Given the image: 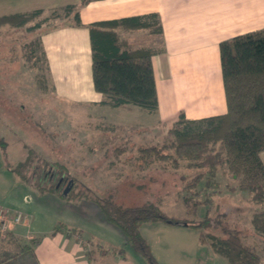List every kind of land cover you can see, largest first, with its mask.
Instances as JSON below:
<instances>
[{"label": "crops", "instance_id": "crops-1", "mask_svg": "<svg viewBox=\"0 0 264 264\" xmlns=\"http://www.w3.org/2000/svg\"><path fill=\"white\" fill-rule=\"evenodd\" d=\"M67 6H79L80 26L71 19H56L30 32L37 33L42 42L55 97L62 103L80 105L88 113L86 118L104 116L106 120L113 119L110 123L125 127L162 125L170 128L180 113L190 120L225 114L227 103L220 43L264 30V0H0V17L37 10H41L43 16L54 10L62 14ZM152 14L158 16L162 26L160 36L151 35L145 28L120 27L117 30L134 49L161 48L152 57L159 103L157 113L149 114L134 105L118 108L103 105V95L94 88L88 27L93 23ZM260 157L264 163V151ZM19 183L22 188L18 189L25 192L24 183ZM238 193L245 198L248 196L244 191ZM66 203L69 206H61L66 214L62 223L80 230V238L91 241L104 253L89 256L82 241L77 240L79 235L53 233L54 226L42 231L28 220L26 225L41 240L35 249L40 264H149L128 246L123 233L104 219L99 207L88 206L83 201L77 207L72 201ZM245 210L239 205L230 209L233 215H240V222L239 217H235L234 222L238 224L233 228L243 239L255 238L258 242L261 236L254 232L252 213L247 220L249 209ZM222 214L229 217L227 209ZM81 225H84L83 230ZM195 231L184 225L146 223L141 227L142 235L160 264H229L225 257L213 251L208 241L202 242L200 233ZM256 246H264V242ZM114 249H124L125 253L122 255Z\"/></svg>", "mask_w": 264, "mask_h": 264}, {"label": "trees", "instance_id": "trees-1", "mask_svg": "<svg viewBox=\"0 0 264 264\" xmlns=\"http://www.w3.org/2000/svg\"><path fill=\"white\" fill-rule=\"evenodd\" d=\"M54 12L57 11L50 12L48 16H43L41 10L3 15L0 17V26L22 28L31 32L56 19H71L75 25H81L79 6H67L63 14ZM148 19L153 21L148 23ZM120 27L130 30L145 28L151 35H162V26L155 14L91 24L88 28L93 51L94 88L103 95V105L114 108L134 105L149 114H155L159 103L152 57L161 48L134 49L117 30ZM35 38L45 63V68L39 69L36 77L42 90H53L49 84L46 53L40 37ZM220 55L227 112L197 120L187 119L184 113H180L168 128L172 141L163 146H138L137 159L143 161L140 167L142 170L152 167L165 169L170 162L172 169H177L181 161H188V168L198 170L190 178L180 176L184 183L188 181L184 190L190 192L219 190L217 176H230L238 183L230 190L247 192L257 204L252 212V225L254 232L264 238V163L260 157V153L264 151V30L222 41ZM127 152L126 146L113 150L117 159H121ZM32 160L29 150L27 157L15 165L14 171L19 180L26 184L32 182L40 191L71 199L77 183L69 179L65 171H61L60 176L49 186L32 181L25 173ZM156 161L164 162V165L154 164ZM224 166L226 170L222 169ZM70 182L72 187L65 195L64 184L68 186ZM200 184L202 188L198 189ZM75 197L96 203L104 219L118 228L126 237L128 246L149 264L159 263L153 256L149 242L142 235L141 227L152 222L184 225L200 230L201 241L208 240L213 251L225 257L229 264H264L259 251L246 244L237 230L228 224L226 215L220 212H216L214 216L208 215L203 220H191L169 216L158 203L151 201L121 206L115 204L110 195L108 198H88L86 193H80ZM206 201L200 202L189 196L182 198L187 214L192 216L198 215L199 206ZM209 230H220L224 237L208 232ZM57 232L67 236L74 233L81 235L80 230L77 232L75 228H69L62 222L54 226L53 233ZM20 237L17 231L0 234V264H40L35 251L40 238L26 241ZM113 251L122 255L125 253L124 249Z\"/></svg>", "mask_w": 264, "mask_h": 264}, {"label": "rangeland", "instance_id": "rangeland-1", "mask_svg": "<svg viewBox=\"0 0 264 264\" xmlns=\"http://www.w3.org/2000/svg\"><path fill=\"white\" fill-rule=\"evenodd\" d=\"M36 36L37 33L31 34L24 29L0 26V208L10 212H22L27 215L29 222L33 221L34 228L42 231L51 230L53 226L64 221L63 216L66 214L61 206H69L66 202L72 201L77 207L83 201L88 206L94 204L93 207L98 208L96 203L89 200L75 199L80 193H86L88 198H108L110 195L114 203L121 206H134L151 201L158 203L169 216L191 220H203L210 214L214 216L216 212L223 213L227 209V222L231 227L238 224L234 222L235 217H239L240 222V215H233L230 209L239 205L249 209L246 214L247 220L249 219L257 204L250 199V195L245 198L238 193L239 190H230L238 184L230 176H218L219 190L190 192L184 190L188 181L184 183L180 176L186 175L190 178L198 170L188 168V161H181L177 169H172L171 162L165 169L140 168L143 161L137 159L138 146H163L169 143L173 137L168 133V127H125L110 123L113 119L109 121L104 116L86 118L88 113L80 105L58 101L49 86V90H42L36 76L39 69L45 68V63L42 50L36 45ZM32 41L34 42L31 43ZM120 146H126L128 152L121 159H117L113 150ZM29 150L33 160L25 173L32 181L43 182L49 186L60 176L61 171H65V175L77 183L71 199L40 191L32 182L24 183L25 192L18 189L22 188L19 183L22 181L15 174V165L27 157ZM154 164L164 165V162L156 161ZM225 168L224 166L222 169ZM66 187L64 184L63 189ZM200 188L201 184L198 186ZM25 193L31 201L26 199ZM184 196L200 202L207 200L199 206L197 216L185 213V206L180 198ZM246 215L244 214L245 219ZM26 224V227L13 226L12 230L17 231L20 238L26 241L38 238ZM83 226H80L81 230ZM195 232L201 235L200 230ZM208 232L224 237L220 230ZM3 233L6 232L0 231V234ZM255 236L256 234L253 235ZM76 237L78 242L82 241L90 255L104 253L91 241L80 238L81 235ZM258 240H247L244 237L245 243L255 247L264 260V246H256L264 242V238L260 237Z\"/></svg>", "mask_w": 264, "mask_h": 264}, {"label": "built area", "instance_id": "built-area-1", "mask_svg": "<svg viewBox=\"0 0 264 264\" xmlns=\"http://www.w3.org/2000/svg\"><path fill=\"white\" fill-rule=\"evenodd\" d=\"M27 219V215L20 211L10 212L0 209V231H12L13 226L25 225Z\"/></svg>", "mask_w": 264, "mask_h": 264}, {"label": "water", "instance_id": "water-1", "mask_svg": "<svg viewBox=\"0 0 264 264\" xmlns=\"http://www.w3.org/2000/svg\"><path fill=\"white\" fill-rule=\"evenodd\" d=\"M72 185H71V182L68 184V186L66 187V189L64 190V194L67 195L68 192L70 191Z\"/></svg>", "mask_w": 264, "mask_h": 264}]
</instances>
